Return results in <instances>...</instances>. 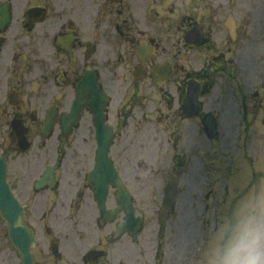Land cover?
I'll return each instance as SVG.
<instances>
[{"label": "flooded vegetation", "instance_id": "af4514ba", "mask_svg": "<svg viewBox=\"0 0 264 264\" xmlns=\"http://www.w3.org/2000/svg\"><path fill=\"white\" fill-rule=\"evenodd\" d=\"M224 1L0 0V155L34 230L37 264H189L186 254L175 258L164 250L176 217L165 216L160 234L158 196L169 176L182 180L191 143L209 140L212 122L219 136L230 79L237 81L232 92L244 99L256 81L239 77L240 25L234 20L231 33L229 21L238 4ZM158 64H167L165 79L152 71ZM86 66L110 97L105 123L118 127L115 139L129 144L150 134L161 143L154 152L172 159L168 169L132 167L126 174L110 149L141 216L135 237L117 231L124 213L112 215L117 189L108 176L105 215L98 208L90 178L95 124L89 98L79 92ZM71 109L81 111L75 123L66 116ZM44 123H51L47 133ZM18 126L25 128V149ZM161 173H167L163 180ZM147 202L154 206L146 207L150 213L139 211ZM145 228L159 240L150 257ZM3 239L0 258L15 264V249Z\"/></svg>", "mask_w": 264, "mask_h": 264}, {"label": "rangeland", "instance_id": "374dc122", "mask_svg": "<svg viewBox=\"0 0 264 264\" xmlns=\"http://www.w3.org/2000/svg\"><path fill=\"white\" fill-rule=\"evenodd\" d=\"M234 2L238 4L235 12L242 34L236 52L244 69L240 76L261 78L264 82V0H233ZM260 92L261 96L257 98L246 96L245 107L239 112L240 116L244 115L239 128H233V122L238 121L233 109L235 111L238 106L235 100L237 102L240 99L237 95L228 93V111L221 113L220 129L223 132L220 138L214 141L202 138V141L191 143V150L187 154V169L183 173L173 214L176 217L175 228H171L166 237L171 246H164V250L170 249V254L173 253L175 258L186 254L190 264H201L211 242L212 229L228 218L241 200L264 186V88ZM261 98L262 104L255 113L252 104L258 105ZM240 101L242 105V100ZM160 145L150 134L146 135V139L133 138L129 144L118 138L114 143L112 156L126 174H129L132 167L151 171L154 167L164 166V169H168L170 159L163 160L154 152ZM139 160L141 163L137 165ZM20 161L22 160L14 161L13 166L17 167ZM255 169L262 172V175L253 176ZM165 174H160V180L165 178ZM251 180L253 182L250 185ZM248 184L250 186L247 193H241ZM148 189L149 187L145 188ZM233 198L235 205L232 210L230 203H233ZM149 205L154 208L147 202L139 205L138 210L150 213L151 208L146 209ZM0 227H4L2 220ZM141 234L143 241L150 239V257L153 243L156 246L159 240L157 241L155 234L148 237L146 228ZM0 237H4L1 231ZM7 261V255L0 258V264H10Z\"/></svg>", "mask_w": 264, "mask_h": 264}, {"label": "clouds", "instance_id": "9594fccd", "mask_svg": "<svg viewBox=\"0 0 264 264\" xmlns=\"http://www.w3.org/2000/svg\"><path fill=\"white\" fill-rule=\"evenodd\" d=\"M201 264H264V186L214 230Z\"/></svg>", "mask_w": 264, "mask_h": 264}, {"label": "water", "instance_id": "95a60500", "mask_svg": "<svg viewBox=\"0 0 264 264\" xmlns=\"http://www.w3.org/2000/svg\"><path fill=\"white\" fill-rule=\"evenodd\" d=\"M5 164L0 160V216L4 217L10 238L16 244L22 264H31V235L22 219V211L4 181ZM170 202V201H169Z\"/></svg>", "mask_w": 264, "mask_h": 264}]
</instances>
